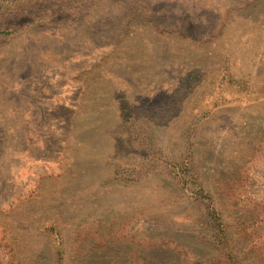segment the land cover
<instances>
[{
  "label": "rangeland",
  "instance_id": "obj_1",
  "mask_svg": "<svg viewBox=\"0 0 264 264\" xmlns=\"http://www.w3.org/2000/svg\"><path fill=\"white\" fill-rule=\"evenodd\" d=\"M0 264H264V0H0Z\"/></svg>",
  "mask_w": 264,
  "mask_h": 264
},
{
  "label": "trees",
  "instance_id": "obj_2",
  "mask_svg": "<svg viewBox=\"0 0 264 264\" xmlns=\"http://www.w3.org/2000/svg\"><path fill=\"white\" fill-rule=\"evenodd\" d=\"M218 236H219V244L222 246V247H226L227 245V239H226V236H225V233H224V230H223V227L218 225ZM227 258L229 259V261H232V258L228 255Z\"/></svg>",
  "mask_w": 264,
  "mask_h": 264
}]
</instances>
